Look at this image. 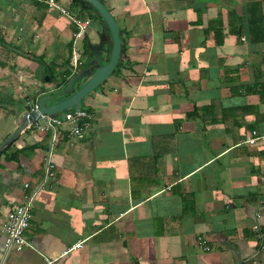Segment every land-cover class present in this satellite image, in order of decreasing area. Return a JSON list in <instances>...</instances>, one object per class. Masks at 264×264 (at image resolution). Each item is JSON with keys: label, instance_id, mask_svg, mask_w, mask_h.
<instances>
[{"label": "crops", "instance_id": "obj_1", "mask_svg": "<svg viewBox=\"0 0 264 264\" xmlns=\"http://www.w3.org/2000/svg\"><path fill=\"white\" fill-rule=\"evenodd\" d=\"M101 1L121 60L83 97L82 137L66 124L51 143L32 123L0 153V219L25 183L34 193L31 246L6 249L0 232V264H264V142H244L264 134V0ZM103 27L74 39L47 0H0V142Z\"/></svg>", "mask_w": 264, "mask_h": 264}, {"label": "water", "instance_id": "obj_2", "mask_svg": "<svg viewBox=\"0 0 264 264\" xmlns=\"http://www.w3.org/2000/svg\"><path fill=\"white\" fill-rule=\"evenodd\" d=\"M93 6L104 27L97 42H88L89 58L77 73L56 91L41 96L37 107L26 111L20 118L14 130L0 142V153L20 134L22 130L45 115L64 118L65 112L70 109H80L82 99L90 91L104 82L115 70L117 62L121 60V38L116 21L108 8L101 0H83ZM106 43L111 44L108 54ZM45 79H48L45 76ZM67 95L64 98L48 104V102Z\"/></svg>", "mask_w": 264, "mask_h": 264}, {"label": "built area", "instance_id": "obj_3", "mask_svg": "<svg viewBox=\"0 0 264 264\" xmlns=\"http://www.w3.org/2000/svg\"><path fill=\"white\" fill-rule=\"evenodd\" d=\"M50 5L58 8V10L66 15L70 21L74 24L75 30L73 31L74 39L82 37L88 27L91 24V19L88 16L82 14H75L68 10L66 7L57 2V0H47ZM31 109L37 107V103L27 102ZM94 118L92 111L86 108L72 109L65 112L64 118L60 116L45 115L38 118L34 124L38 130L50 131L51 143H54L57 139L60 128L64 125L69 127L64 130L68 135H74L82 137L85 132L90 128L91 122ZM262 140L264 142V134H257L252 130L249 135L246 136L244 142L247 144H253L256 140ZM53 164L47 161L45 166V178L53 176ZM28 183L24 184V191L22 194V200L15 204L6 215L0 219V232L4 236V246L6 249L14 248L20 250L24 247L31 246V243L25 237V229L28 226L31 217V205L34 193L26 191ZM257 232V236L262 241L264 249V236L263 233L257 228H254ZM82 245L81 241L73 244L69 249H74ZM207 248V247H205Z\"/></svg>", "mask_w": 264, "mask_h": 264}, {"label": "trees", "instance_id": "obj_4", "mask_svg": "<svg viewBox=\"0 0 264 264\" xmlns=\"http://www.w3.org/2000/svg\"><path fill=\"white\" fill-rule=\"evenodd\" d=\"M79 1H80L81 4H83L84 10L87 12V16H88L90 19H92V21H93V20H96V21L99 20V21L101 22L100 18H99L98 15H97V11L95 10V8H94L93 6H91L90 4H88V3L85 2V1H82V0H79ZM81 13H82V12H81ZM83 13H84V12H83ZM85 49L88 50V47L86 46ZM47 73L49 74V71H47ZM49 75H50V78H51V74H49ZM65 96H67V95H65ZM65 96H64V95L59 96L58 98H56V100L62 99V98H64Z\"/></svg>", "mask_w": 264, "mask_h": 264}, {"label": "rangeland", "instance_id": "obj_5", "mask_svg": "<svg viewBox=\"0 0 264 264\" xmlns=\"http://www.w3.org/2000/svg\"><path fill=\"white\" fill-rule=\"evenodd\" d=\"M72 10L76 11L75 8H74V6H72ZM72 13H74V12H72ZM75 14H76V13H75ZM126 22H127V21H126Z\"/></svg>", "mask_w": 264, "mask_h": 264}]
</instances>
